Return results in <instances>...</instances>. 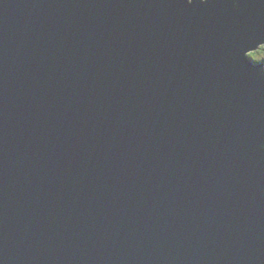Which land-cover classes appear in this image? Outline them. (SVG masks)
Instances as JSON below:
<instances>
[{
  "label": "water",
  "instance_id": "obj_1",
  "mask_svg": "<svg viewBox=\"0 0 264 264\" xmlns=\"http://www.w3.org/2000/svg\"><path fill=\"white\" fill-rule=\"evenodd\" d=\"M264 0H0V264H264Z\"/></svg>",
  "mask_w": 264,
  "mask_h": 264
},
{
  "label": "rangeland",
  "instance_id": "obj_2",
  "mask_svg": "<svg viewBox=\"0 0 264 264\" xmlns=\"http://www.w3.org/2000/svg\"><path fill=\"white\" fill-rule=\"evenodd\" d=\"M252 59L255 60V61H257V62L263 61L264 60V51H263V48H261V50L258 51V57H254Z\"/></svg>",
  "mask_w": 264,
  "mask_h": 264
},
{
  "label": "trees",
  "instance_id": "obj_3",
  "mask_svg": "<svg viewBox=\"0 0 264 264\" xmlns=\"http://www.w3.org/2000/svg\"><path fill=\"white\" fill-rule=\"evenodd\" d=\"M263 51H264V47H263ZM253 54H255V55H253ZM253 54H251L250 57H252V58H254V57H258V52L253 53ZM262 62L264 63V60L261 61V62H258V63H262Z\"/></svg>",
  "mask_w": 264,
  "mask_h": 264
},
{
  "label": "snow or ice",
  "instance_id": "obj_4",
  "mask_svg": "<svg viewBox=\"0 0 264 264\" xmlns=\"http://www.w3.org/2000/svg\"><path fill=\"white\" fill-rule=\"evenodd\" d=\"M253 55H255V54H253Z\"/></svg>",
  "mask_w": 264,
  "mask_h": 264
}]
</instances>
